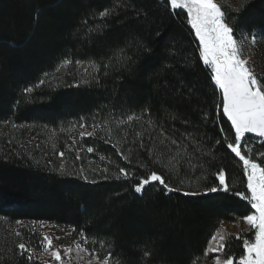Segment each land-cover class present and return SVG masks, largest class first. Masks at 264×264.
I'll list each match as a JSON object with an SVG mask.
<instances>
[{
  "label": "trees",
  "instance_id": "trees-1",
  "mask_svg": "<svg viewBox=\"0 0 264 264\" xmlns=\"http://www.w3.org/2000/svg\"><path fill=\"white\" fill-rule=\"evenodd\" d=\"M242 4L239 13L230 11ZM114 5H118L114 14L99 15ZM221 7L226 22L234 26V35L243 31L264 37V0H234L233 4L223 2ZM120 49L131 60L123 66L113 60L114 66L105 69ZM64 58L73 61L64 73V84H44L31 94L22 92L24 87L36 85L45 72L52 73ZM77 59L99 62L98 79L87 77L89 84L79 82L72 71ZM221 96L199 58L187 13L172 10L167 0H0V124L32 129V136L38 139L39 131L65 128L72 122L84 123L95 132L70 141L74 149L66 155L65 164L70 174L64 175L53 170L60 166L56 155L65 151L63 146L43 155L45 150L37 146L25 150L17 141L0 135L2 264H29L27 253L18 255L19 243L35 250L33 264L42 261L41 236L31 231V224L40 222L70 229L72 236L82 239L83 247L95 248L101 259L107 249L102 251L92 240H105L111 246V264H192L196 258L197 264H203L218 255L205 257L204 253L221 221L238 225L243 216L254 211L234 195L238 191L247 194V177L242 161L223 142L225 135L231 141L234 131L223 115ZM142 112V119L131 124L117 127L111 123ZM167 114L178 118L171 120ZM105 119L113 129L110 136L92 127ZM149 119L157 126L162 124L169 135L179 138L192 133L202 141L200 151H193L196 146L189 140L183 143L198 158L192 162L203 165L206 181L199 180L196 186L201 170L192 173L181 168L179 178L160 173L178 192H167L158 182L140 193L134 190L141 176L159 167L149 162L146 150L152 143L149 137L157 143L160 139L159 127L150 128L146 123ZM137 132H144L143 150L139 149ZM217 140L221 144H216ZM247 141H254L253 157L259 163L264 140L245 135L241 141L245 154ZM88 147L94 151L88 152ZM209 151L215 159L205 154ZM126 155L130 163L123 158ZM143 163H148V169L139 166ZM120 168L134 175L124 179L120 174L117 179ZM220 169L229 191L222 190L214 175ZM180 179L185 180L183 186ZM211 187L221 190L206 191ZM185 192L196 195H183ZM17 220L25 225L18 226ZM16 231L20 236L14 234ZM230 234L225 251L236 263L243 241ZM240 234L251 239L252 233L245 234V229ZM145 251L151 253L147 259Z\"/></svg>",
  "mask_w": 264,
  "mask_h": 264
},
{
  "label": "snow or ice",
  "instance_id": "snow-or-ice-1",
  "mask_svg": "<svg viewBox=\"0 0 264 264\" xmlns=\"http://www.w3.org/2000/svg\"><path fill=\"white\" fill-rule=\"evenodd\" d=\"M172 10H186L187 24L194 31L195 37L198 39V51L199 58L203 61V64L210 67L211 80L221 91V105L223 115L231 122V128L234 129V137L229 140V137L225 135L223 142L226 144L227 149L231 150V153L235 154L242 161L244 175L247 177L246 192H235L234 195L240 197L246 201L252 210L249 214L242 217V219L249 226V232L252 233L251 239L243 238L242 234H235L236 239H242L243 252L238 257V264H264V153H259L260 162L253 157V147L248 144L244 145V149L247 154L241 150V141L244 138L245 133H255L259 137H264V76L257 74L253 71L255 62L250 63V57L253 55L251 49H248L247 55H245V49L247 48V41L253 46L258 44L257 36L255 32L245 33L241 31L239 37L234 35V26H231L227 20L226 12L222 9L221 5L216 0H167ZM118 5H114L112 9H105L99 13L101 17H107L114 14L115 8ZM244 5L240 8L230 9L239 13L242 11ZM92 31L91 29L89 30ZM178 54V53H177ZM115 60L116 65H126L131 57L128 56L124 49H120L114 56L110 58L109 62L104 65V68L113 67L112 61ZM73 64L70 58L62 59L54 68L52 73L45 72L43 77L34 86H26L22 89L23 93L31 94L34 88L51 83L52 80L57 79L56 73H59L62 69H66ZM77 69L84 68V72L81 74L85 77L83 79L84 84H89L91 81L87 77H91L92 80H97L98 77L95 73L101 69V64L95 60H75ZM107 75V72H105ZM50 78V79H49ZM78 86V85H77ZM144 112L147 109L143 110ZM168 118L175 120L178 117L175 114H167ZM141 115L132 113L127 115L125 119L113 120L111 123H115L117 127L121 124H131L133 121H139L142 119ZM81 120H84L81 117ZM95 120V116H93ZM110 121L105 119L103 124L95 123L92 125L94 129L100 128L105 131L109 136L112 134L113 129L108 127ZM150 128L159 127L160 139L157 141L149 137L152 141L151 146L146 148L143 142L144 132L136 133V140H139V149L146 148L149 162L152 165H158L157 170H148L146 176H141L138 182L134 185V190L137 193L142 192L145 186L150 185L153 182H158L167 192H178V188L170 187L168 181L165 179V173L169 177L179 178L181 168H186L187 171L195 173L196 170H201L202 175L197 178L196 186H199V180H207V175L203 174V165L193 163V159H198L193 156V153L189 151L188 146L183 143L184 140H189L194 147L193 151H200L202 144L201 140H197L192 133L182 134L177 138L174 135H169L165 130V127L161 124L157 126L151 119L146 121ZM185 124L188 121H184ZM15 126V125H14ZM81 128L85 127L84 123L79 125ZM74 127V125H73ZM61 131L65 129L61 128ZM223 131V129H221ZM54 135V132H53ZM81 137L88 135L93 136L95 132H80ZM126 135V134H125ZM133 141V143L136 142ZM216 144H221L220 140L216 141ZM39 147V145H37ZM53 148L56 145L53 143ZM88 152H93L92 147L87 148ZM131 151V150H130ZM60 157H64L63 151L58 153ZM206 155L213 156L214 153L209 151ZM79 158V155H77ZM125 160L130 161V156L123 157ZM101 159H104L101 157ZM141 168L148 169V163L139 165ZM54 171H58L61 175L70 174L67 173L66 166L61 164L59 168H54ZM107 169H105L106 171ZM83 172V169L80 170ZM120 174L124 179H129L134 173L127 171L125 168H120L117 174V179L120 178ZM219 180V185L222 186V190L229 191V187L225 182V173L223 169H220L215 173ZM84 180H87V176H82ZM107 178V177H105ZM95 183V181H93ZM184 179H180V184L183 186ZM189 186L192 185V181L189 180ZM221 190L218 187H211L206 189L208 192H216ZM183 195L190 196L196 195V193L185 192ZM3 219V218H0ZM17 225L21 224V221H15ZM16 236H20V232L14 233ZM233 234L227 233L223 228V221H221V227L217 228L214 234L209 240L208 246L205 249V257L209 253H225L224 256L216 255L213 257V264H234V257L226 254V248L232 238ZM81 236L84 239V243H88V238L81 230ZM55 239H61V237H55ZM99 243L101 250L107 249V254L100 258V254L95 251V248L89 250L87 247H82L80 242H76L75 248L77 252H85L90 257H93L97 264H111L113 260V254L111 246L107 244L105 240L96 239L92 240V244ZM39 247L41 249L40 255L42 256L47 252L50 257L59 264H63V258L60 253V249L54 248L53 237L45 234L39 241ZM19 250L18 255L24 256L27 253V260L29 264H33L34 261V249L28 248L25 243H19L17 245ZM64 252L69 255L72 252L71 247H65ZM151 256L149 251L144 252V258L147 259ZM4 257H0V264ZM199 258L193 260L192 264H197ZM39 264H44L40 261ZM91 264V260L88 261ZM119 264V261H117Z\"/></svg>",
  "mask_w": 264,
  "mask_h": 264
},
{
  "label": "rangeland",
  "instance_id": "rangeland-1",
  "mask_svg": "<svg viewBox=\"0 0 264 264\" xmlns=\"http://www.w3.org/2000/svg\"><path fill=\"white\" fill-rule=\"evenodd\" d=\"M218 4H222L223 2L227 3H234V0H216ZM186 12V10H183ZM190 26V25H189ZM193 31V30H192ZM194 34V31H193ZM195 37V34H194ZM239 37V36H237ZM196 38V37H195ZM258 44L256 46H253L250 43V40L247 41V48L245 49V55H247L248 49H251L253 55L250 57V63L255 62V66L253 68V71L257 74H260L261 76H264V37L257 36ZM198 41V39L196 38ZM199 43V42H198ZM203 62V61H202ZM205 66V65H204ZM70 67H67L66 69H62L59 73H56L57 79L52 80L51 83H46L49 87H57L62 84H64L65 76L64 73L69 69ZM209 74L211 75L210 67L205 66ZM72 71H75V76L79 78V82L83 80L84 76L81 75L84 72V68L77 69L76 65L72 68ZM73 78H76L74 75H72ZM50 79V78H49ZM214 82V81H213ZM75 84V83H74ZM70 124V123H69ZM81 122H72L70 125H67V127L63 128L65 131H61L62 127H58L57 129H51V130H45L39 131L38 134H40L41 138L38 139L37 136H32V129L26 130L25 127L17 126L14 124H0V135L1 137H7V139L15 140L21 148L23 149H33L35 146L39 145V150H45V153L43 155L48 154L49 152H52L56 148H60L59 146H63L64 148V157L59 156V151L57 153V160L59 165L66 164V155L70 156L72 153V149H74V146L70 144V141H74L76 137L82 139L83 137H86L88 135H85L81 137L79 134L80 132H91V128L84 127L81 128L79 125ZM74 125V127H73ZM54 132V135H53ZM37 143V145H36ZM53 143L56 145L55 148L52 147ZM254 141H247L245 144H248L249 146L253 147ZM50 149V150H49ZM30 151V150H28ZM27 151V152H28ZM87 159V158H86ZM89 159L87 160V164H89ZM240 224V225H239ZM238 225L234 224H223V228L227 231V233H240V231L245 229V234H247L249 231L247 223L242 220ZM25 225L24 222L19 224L18 226ZM32 229L31 231L38 232L42 238L43 235L47 234L51 237H53V246L54 248L60 249L61 256L63 258V264H88V261L91 260V264H97V261L90 257L85 252H77L75 248L76 242H80L82 246V239L80 237H74L71 235L70 229L64 228L63 226L58 225H51L48 223L40 222L38 224H31ZM55 237H61V239H55ZM65 247H71L72 252L69 255L64 252ZM83 247V246H82ZM216 254V253H212ZM218 254V253H217ZM220 255V253L218 254ZM214 257V256H213ZM213 257L210 260L205 261L203 264H213ZM41 260L45 264H59V262H55L50 255L45 252L42 256L40 255ZM238 264V260L236 263Z\"/></svg>",
  "mask_w": 264,
  "mask_h": 264
},
{
  "label": "water",
  "instance_id": "water-1",
  "mask_svg": "<svg viewBox=\"0 0 264 264\" xmlns=\"http://www.w3.org/2000/svg\"><path fill=\"white\" fill-rule=\"evenodd\" d=\"M226 117V116H225ZM227 118V117H226ZM228 120V119H227ZM228 122L230 123V125H231V122L228 120ZM233 129V128H232ZM233 131H234V129H233ZM245 135H249V136H252L254 139H257V140H260V139H262V140H264V137H259L257 134H255V133H245Z\"/></svg>",
  "mask_w": 264,
  "mask_h": 264
}]
</instances>
